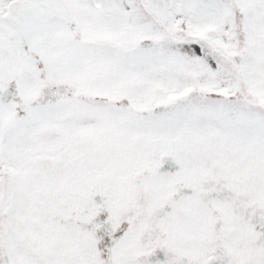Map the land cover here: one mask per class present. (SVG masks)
Wrapping results in <instances>:
<instances>
[{
    "label": "snow or ice",
    "instance_id": "1",
    "mask_svg": "<svg viewBox=\"0 0 264 264\" xmlns=\"http://www.w3.org/2000/svg\"><path fill=\"white\" fill-rule=\"evenodd\" d=\"M0 264H264V0H0Z\"/></svg>",
    "mask_w": 264,
    "mask_h": 264
}]
</instances>
